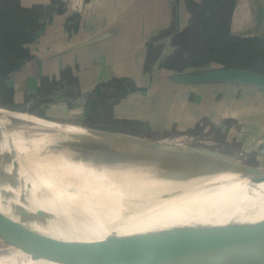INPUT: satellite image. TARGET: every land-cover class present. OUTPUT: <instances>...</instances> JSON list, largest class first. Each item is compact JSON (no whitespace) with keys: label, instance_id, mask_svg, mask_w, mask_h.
Here are the masks:
<instances>
[{"label":"rangeland","instance_id":"374dc122","mask_svg":"<svg viewBox=\"0 0 264 264\" xmlns=\"http://www.w3.org/2000/svg\"><path fill=\"white\" fill-rule=\"evenodd\" d=\"M2 3L0 28H26L27 25L25 27L23 23L16 22L24 16L25 11L33 12V5L30 7L28 4L26 10L20 0H2ZM187 10L189 15L180 13L175 25L163 30L143 47V75L148 89L141 93L168 92L181 96L189 85L226 86L234 82L240 87L238 93L230 90V99L225 97L226 93L219 94L225 101L223 113L213 111L206 116H195L187 126L162 124L163 117L157 110L141 117L119 115L113 108L119 97L107 94L113 88L104 86L102 88L107 91L105 95H96L93 88L88 89L84 99H89L93 104L87 107L83 101L80 103L85 111L82 116L78 114V109L74 114H62V97L51 101L41 99L40 94L35 93L25 97L20 92L23 89L16 87V70L26 61L25 56L14 54L25 51L23 46L29 37L28 32L22 31L11 39L7 37L0 40V75L6 76L4 85L12 92L0 97V130L11 132L40 129L41 132L51 133L54 128H69L82 131L80 137L70 142L53 139L50 140L52 143L41 141L28 145L41 153H51L52 156L68 155L71 160L79 156L101 159L156 158L178 154L176 152L179 149L203 148L224 154L244 165L264 168V89L235 81L238 72L264 74V0H194ZM2 35L7 36V32H1ZM32 76L34 78V74ZM205 76L216 79L204 80ZM134 87L129 83L119 93L129 92ZM70 91L73 99L79 101L80 92L76 89ZM192 94L191 101H195L194 92ZM233 95L236 102L229 104ZM11 100L16 101L17 105L12 108L3 106ZM207 100H211L209 96ZM110 106L113 109H109ZM235 186L233 179L228 180L226 184L217 187L216 193H230ZM10 191L21 194L20 191ZM29 194L35 200L58 201L67 208L86 212L85 202L69 203L70 200L50 198L49 195ZM242 204L246 205L240 207ZM238 205V209L220 208L212 216V222L230 218L249 205L252 210L264 207L258 201ZM59 232L63 233L52 227L31 225L0 215V248L26 244ZM60 242V238H52L42 245ZM81 252L86 250L68 254L78 255Z\"/></svg>","mask_w":264,"mask_h":264},{"label":"bare ground","instance_id":"6f19581e","mask_svg":"<svg viewBox=\"0 0 264 264\" xmlns=\"http://www.w3.org/2000/svg\"><path fill=\"white\" fill-rule=\"evenodd\" d=\"M82 134L69 128H54L51 133L40 129L0 130V184L33 200L35 197L29 193L69 203L85 202L84 210L89 214L127 217L151 229L161 226L173 236L202 234L209 226L232 234L242 230L264 233V207L252 210L249 205L230 218L212 222V216L223 207L238 209L239 203L257 201L264 205V177L229 162L180 153L156 158L79 156L71 160L68 155L52 156L28 146L53 139L70 142ZM231 179L236 186L230 193H216ZM143 212H148L150 218L143 219ZM52 238H60L61 242L42 245ZM140 243L127 236L59 232L0 248V264H120L160 255L138 247ZM95 246L78 255L68 254Z\"/></svg>","mask_w":264,"mask_h":264},{"label":"crops","instance_id":"0c3cea01","mask_svg":"<svg viewBox=\"0 0 264 264\" xmlns=\"http://www.w3.org/2000/svg\"><path fill=\"white\" fill-rule=\"evenodd\" d=\"M192 1L20 0L23 9L28 4L34 8L33 12L25 11L16 22L27 27L11 26L8 30L1 27L0 40L11 39L22 31L29 33L23 46L25 51L14 54L25 56V64L15 75L16 87L23 89L20 92L24 96L40 94L47 101L62 97L61 113L70 115L78 109L82 116L85 111L80 103L83 101L87 107L93 104L84 99L88 89L93 88L96 95H105L107 91L102 87L110 86L115 91L112 89L107 94L119 97L113 106L115 113L141 117L157 110L163 117L162 124L187 126L195 116H206L213 111L223 113L225 101L219 94L226 93L225 97L230 99V90L240 91L233 82L226 86L189 85L181 96L168 92L141 93L148 89L143 75V47L175 25L180 13L189 15L187 9ZM3 5L0 0V12ZM1 32H7V36H1ZM44 83L50 87L43 88ZM129 83L140 90L133 88L119 93ZM71 89L80 92L79 101L73 99ZM192 92L195 101H191ZM124 93L127 94L123 96ZM234 99L233 95L229 104H234Z\"/></svg>","mask_w":264,"mask_h":264},{"label":"water","instance_id":"95a60500","mask_svg":"<svg viewBox=\"0 0 264 264\" xmlns=\"http://www.w3.org/2000/svg\"><path fill=\"white\" fill-rule=\"evenodd\" d=\"M208 78L209 81L216 79L205 76L204 80ZM235 81L247 82L264 89V74L238 72ZM177 153L223 160L264 177L263 167L244 165L216 151L195 148L179 149ZM0 215L76 235L110 234L132 237L141 240L138 247L160 252L157 257L134 259L120 264H264V233L242 230L232 234L209 226L203 229L202 234L173 236L161 226L151 229L127 217L120 219L112 215L111 218H105L102 213H83L64 205L29 199L1 184ZM140 215L145 220L150 218L148 212Z\"/></svg>","mask_w":264,"mask_h":264},{"label":"trees","instance_id":"16d2710c","mask_svg":"<svg viewBox=\"0 0 264 264\" xmlns=\"http://www.w3.org/2000/svg\"><path fill=\"white\" fill-rule=\"evenodd\" d=\"M5 79H6V76L5 75H0V97L2 96V95H4V94H9V93H12V92H10V90L4 85L5 83H4V81H5ZM50 86L49 85H46L45 83L43 84V88H49ZM133 90H140V88H134ZM127 94V93H126ZM125 93H124V95L123 96H125L126 95ZM100 95V94H99ZM113 97L115 96V95H112ZM26 97V96H25ZM1 101V100H0ZM2 103V102H1ZM3 104V103H2ZM17 104H16V101H14V100H11V101H9L8 103H4L3 104V106H6V107H8V108H12V107H14V106H16Z\"/></svg>","mask_w":264,"mask_h":264}]
</instances>
